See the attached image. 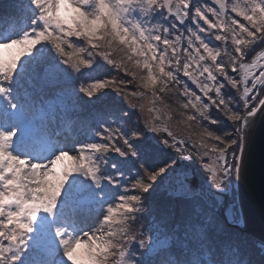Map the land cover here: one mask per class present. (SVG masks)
<instances>
[{
  "label": "snow or ice",
  "instance_id": "6c2138e0",
  "mask_svg": "<svg viewBox=\"0 0 264 264\" xmlns=\"http://www.w3.org/2000/svg\"><path fill=\"white\" fill-rule=\"evenodd\" d=\"M260 121L264 0H6L0 264H264Z\"/></svg>",
  "mask_w": 264,
  "mask_h": 264
},
{
  "label": "water",
  "instance_id": "95a60500",
  "mask_svg": "<svg viewBox=\"0 0 264 264\" xmlns=\"http://www.w3.org/2000/svg\"><path fill=\"white\" fill-rule=\"evenodd\" d=\"M237 190L248 226L244 230L259 236L264 233V121L255 129Z\"/></svg>",
  "mask_w": 264,
  "mask_h": 264
},
{
  "label": "rangeland",
  "instance_id": "374dc122",
  "mask_svg": "<svg viewBox=\"0 0 264 264\" xmlns=\"http://www.w3.org/2000/svg\"><path fill=\"white\" fill-rule=\"evenodd\" d=\"M2 3H6V0H0V4H2ZM84 115H87V113H84ZM234 191H235L236 196L238 197V190H237V188Z\"/></svg>",
  "mask_w": 264,
  "mask_h": 264
},
{
  "label": "bare ground",
  "instance_id": "6f19581e",
  "mask_svg": "<svg viewBox=\"0 0 264 264\" xmlns=\"http://www.w3.org/2000/svg\"><path fill=\"white\" fill-rule=\"evenodd\" d=\"M243 227H246V228L248 227L247 224H246V221H244V226Z\"/></svg>",
  "mask_w": 264,
  "mask_h": 264
}]
</instances>
